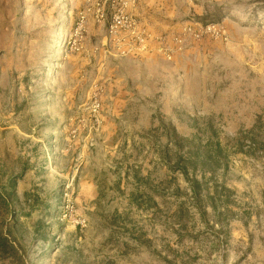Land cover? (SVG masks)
Wrapping results in <instances>:
<instances>
[{
    "label": "rangeland",
    "instance_id": "rangeland-1",
    "mask_svg": "<svg viewBox=\"0 0 264 264\" xmlns=\"http://www.w3.org/2000/svg\"><path fill=\"white\" fill-rule=\"evenodd\" d=\"M0 264H264V0H0Z\"/></svg>",
    "mask_w": 264,
    "mask_h": 264
},
{
    "label": "built area",
    "instance_id": "built-area-1",
    "mask_svg": "<svg viewBox=\"0 0 264 264\" xmlns=\"http://www.w3.org/2000/svg\"><path fill=\"white\" fill-rule=\"evenodd\" d=\"M112 27V26H111ZM113 28H114V25H113Z\"/></svg>",
    "mask_w": 264,
    "mask_h": 264
},
{
    "label": "crops",
    "instance_id": "crops-1",
    "mask_svg": "<svg viewBox=\"0 0 264 264\" xmlns=\"http://www.w3.org/2000/svg\"><path fill=\"white\" fill-rule=\"evenodd\" d=\"M153 33V32H152Z\"/></svg>",
    "mask_w": 264,
    "mask_h": 264
}]
</instances>
